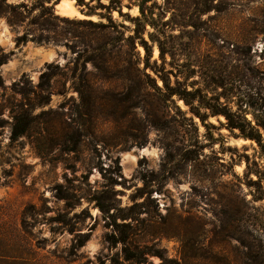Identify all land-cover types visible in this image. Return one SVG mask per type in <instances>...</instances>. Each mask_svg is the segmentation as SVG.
<instances>
[{
  "label": "rangeland",
  "instance_id": "1",
  "mask_svg": "<svg viewBox=\"0 0 264 264\" xmlns=\"http://www.w3.org/2000/svg\"><path fill=\"white\" fill-rule=\"evenodd\" d=\"M7 2L0 264H264V0Z\"/></svg>",
  "mask_w": 264,
  "mask_h": 264
},
{
  "label": "trees",
  "instance_id": "2",
  "mask_svg": "<svg viewBox=\"0 0 264 264\" xmlns=\"http://www.w3.org/2000/svg\"><path fill=\"white\" fill-rule=\"evenodd\" d=\"M76 1H80V0H76ZM50 2V1H47ZM22 6V4H12V3H8L7 0H2L0 3V15H6V8H9L11 11V14H15L16 13V9L20 8ZM41 7H43L41 5ZM10 22H14L12 20L9 19ZM8 57V54L2 52V50H0V63L4 62ZM163 82L165 83V81L163 80ZM165 86L167 89L168 85ZM171 92L170 94H177L178 96H183L181 95V93H179L178 91H174L173 89H170ZM195 92L197 93L198 91L195 90ZM187 94H191V93H187ZM182 99L184 100V102L188 105L192 104L190 100L185 99V97H182ZM205 108L210 110L211 115L215 116L218 114H223L226 118L229 119L230 115L226 112V111H221V110H213L212 107L206 106ZM27 119L25 118V112L22 110V107L20 109V111H16V113L13 114L12 116V122H11V133H10V140L11 141H15L18 139V137H20L26 130V126H27ZM231 128H238L241 132H242V136L244 138H249L252 140H255L256 143L262 147V137H261V133L259 132V130L256 128L253 132H249V133H243V129L239 126V125H230ZM263 128V127H262ZM253 183H255V181H252ZM260 188V187H259ZM252 198L254 200H260V199H264V191H262L261 189H257L256 194L252 195ZM251 208L253 209L254 207L251 206ZM237 240H240L239 237H237ZM19 263L17 264H24L23 260H18ZM1 262V261H0ZM102 264V263H100Z\"/></svg>",
  "mask_w": 264,
  "mask_h": 264
},
{
  "label": "bare ground",
  "instance_id": "3",
  "mask_svg": "<svg viewBox=\"0 0 264 264\" xmlns=\"http://www.w3.org/2000/svg\"><path fill=\"white\" fill-rule=\"evenodd\" d=\"M67 1L70 2L72 0H67ZM40 55L42 59H49L51 57V54L48 51H42L40 52Z\"/></svg>",
  "mask_w": 264,
  "mask_h": 264
}]
</instances>
